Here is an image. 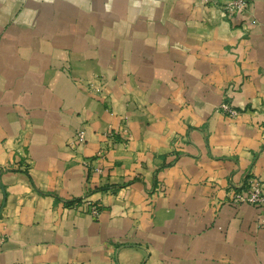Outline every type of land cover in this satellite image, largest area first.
Here are the masks:
<instances>
[{
  "label": "crops",
  "instance_id": "1",
  "mask_svg": "<svg viewBox=\"0 0 264 264\" xmlns=\"http://www.w3.org/2000/svg\"><path fill=\"white\" fill-rule=\"evenodd\" d=\"M247 1L0 0V264H264V207L229 203L264 183Z\"/></svg>",
  "mask_w": 264,
  "mask_h": 264
},
{
  "label": "built area",
  "instance_id": "2",
  "mask_svg": "<svg viewBox=\"0 0 264 264\" xmlns=\"http://www.w3.org/2000/svg\"><path fill=\"white\" fill-rule=\"evenodd\" d=\"M248 1L247 0H222L220 5L225 17L228 20L234 19L247 11ZM255 24V21L252 22ZM95 93H99V89H94ZM216 112L235 119L238 117L239 112L233 109L228 103L223 102L217 109ZM107 136V135H106ZM84 134L78 132L76 135V145H82L84 143ZM229 203L232 206L239 205H250L254 207H264V183L261 180L255 179L249 181L244 187L231 191ZM78 203H74L73 206H77ZM100 208L96 205L88 207V214L93 218H97ZM261 224H264L262 221Z\"/></svg>",
  "mask_w": 264,
  "mask_h": 264
}]
</instances>
